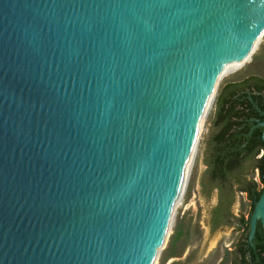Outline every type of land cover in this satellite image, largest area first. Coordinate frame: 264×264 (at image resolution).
<instances>
[{"label":"water","instance_id":"1","mask_svg":"<svg viewBox=\"0 0 264 264\" xmlns=\"http://www.w3.org/2000/svg\"><path fill=\"white\" fill-rule=\"evenodd\" d=\"M263 37L264 0H0V264H156Z\"/></svg>","mask_w":264,"mask_h":264},{"label":"trees","instance_id":"2","mask_svg":"<svg viewBox=\"0 0 264 264\" xmlns=\"http://www.w3.org/2000/svg\"><path fill=\"white\" fill-rule=\"evenodd\" d=\"M218 127L211 145L208 171L202 187L210 199L218 192L212 212L213 231L237 227L242 235L235 246L231 264H264V229L260 221L252 240L251 217L264 188V79L249 76L227 84L218 102ZM245 193L252 204L249 219L235 216L232 207L237 193Z\"/></svg>","mask_w":264,"mask_h":264},{"label":"rangeland","instance_id":"3","mask_svg":"<svg viewBox=\"0 0 264 264\" xmlns=\"http://www.w3.org/2000/svg\"><path fill=\"white\" fill-rule=\"evenodd\" d=\"M262 41L259 46L261 48L242 71L218 83L215 106L204 124L185 196L176 209L168 242L156 264H231L242 231L231 226L212 230V212L218 204V192L215 191L209 199L203 190L202 179L208 171L211 145L218 127L219 97L227 84L242 81L249 76L264 79V38ZM253 177L257 179L256 174ZM258 182L260 188H264L259 179ZM232 211L238 217L250 218L252 204L245 193H237Z\"/></svg>","mask_w":264,"mask_h":264},{"label":"bare ground","instance_id":"4","mask_svg":"<svg viewBox=\"0 0 264 264\" xmlns=\"http://www.w3.org/2000/svg\"><path fill=\"white\" fill-rule=\"evenodd\" d=\"M263 38H264V37H263ZM262 40H263V39H262ZM262 42H263V41H261V43H262ZM260 45H261V44H260ZM259 48H261V47H259ZM259 48H258V49H259ZM258 49H257V51H258ZM254 56H255V55H254ZM251 59H252V58H251ZM251 59H250L246 64H244L242 67H240L239 69H237V70H235V71H233V72H231V73H228V74L222 75L221 78H220V80H219V82H220L221 80H224L225 78L231 76V75H234V74H236V73L242 71V70L247 66V64L250 63ZM216 99H217V89H216V91H215L214 97H213L212 102H211V104H210V107H209V109H208L207 115H206V117H205L204 123H203L202 128H201V131H200V134H199V136H198L199 141L197 142V145H196V150H195V155H194L193 164H194L195 158H196V156H197V154H198V151H199V147H200V136H201V133H202V131H203L204 124L207 122L208 117H209V114L211 113V111L213 110V108H214V106H215ZM193 164H192V166H193ZM191 169H192V168H191ZM190 172H191V171H190ZM189 178H190V174H189V177H188L187 183H186V185H185V187H184V189H183V191H182V193H181V195H180V198H179V200L177 201V203H176V205H175V209H174V210H175V214H176V209H177L178 205L181 204V202L183 201V198H184V196H185V193H186V190H187V185H188V182H189ZM179 206H180V205H179ZM175 214H174V218H175ZM173 221H174V220H173ZM172 227H173V224H172ZM171 230H172V229H171ZM170 233H171V231L169 232V234H170ZM169 236H170V235H169ZM168 238H169V237H168ZM165 246H166V245H165Z\"/></svg>","mask_w":264,"mask_h":264},{"label":"built area","instance_id":"5","mask_svg":"<svg viewBox=\"0 0 264 264\" xmlns=\"http://www.w3.org/2000/svg\"><path fill=\"white\" fill-rule=\"evenodd\" d=\"M256 180L258 181V174H257V179Z\"/></svg>","mask_w":264,"mask_h":264},{"label":"flooded vegetation","instance_id":"6","mask_svg":"<svg viewBox=\"0 0 264 264\" xmlns=\"http://www.w3.org/2000/svg\"><path fill=\"white\" fill-rule=\"evenodd\" d=\"M240 82V81H239ZM235 215V214H234ZM236 216V215H235Z\"/></svg>","mask_w":264,"mask_h":264}]
</instances>
